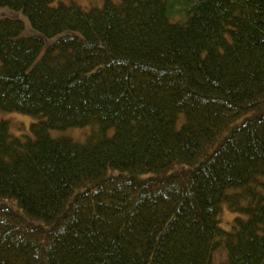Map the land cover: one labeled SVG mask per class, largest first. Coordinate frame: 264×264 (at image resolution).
I'll use <instances>...</instances> for the list:
<instances>
[{"label":"trees","instance_id":"1","mask_svg":"<svg viewBox=\"0 0 264 264\" xmlns=\"http://www.w3.org/2000/svg\"><path fill=\"white\" fill-rule=\"evenodd\" d=\"M0 7V264H264V0Z\"/></svg>","mask_w":264,"mask_h":264},{"label":"rangeland","instance_id":"2","mask_svg":"<svg viewBox=\"0 0 264 264\" xmlns=\"http://www.w3.org/2000/svg\"><path fill=\"white\" fill-rule=\"evenodd\" d=\"M82 5L90 6L96 4L102 6L103 0H78ZM0 17H12L20 18L24 21L25 27L23 30V35L33 34L34 29L30 25L27 17L21 11H16L7 7H0ZM0 119L9 120L11 122V133L15 136H24L31 133V123L34 122L35 118L32 115L20 113L16 111H4L0 109ZM76 136H79L82 140L87 133L86 128H75L70 129ZM58 132L55 131L52 134L56 135ZM237 216V213L232 212L226 204L222 206V213L220 216V225L224 229H230L232 227V222ZM226 258V251L223 248H218L214 253L213 261L215 264H220Z\"/></svg>","mask_w":264,"mask_h":264}]
</instances>
